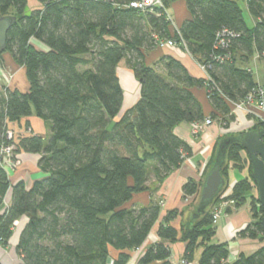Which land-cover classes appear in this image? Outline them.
<instances>
[{
  "label": "trees",
  "instance_id": "16d2710c",
  "mask_svg": "<svg viewBox=\"0 0 264 264\" xmlns=\"http://www.w3.org/2000/svg\"><path fill=\"white\" fill-rule=\"evenodd\" d=\"M136 1L38 0L42 9L28 13V0H0V17L17 18L5 52L25 68L29 82L26 93L0 88V207L12 193L0 215V247L10 245L17 223L25 219L16 247L21 264H172L171 245L178 242L186 244V264L199 250V264H264V246L229 262L228 244H212L213 213L234 172L245 174L229 198L236 208L250 198L253 216L240 236L264 242V208L258 191L252 195L257 188L242 144L228 147L221 172L226 185L197 214L220 144L239 133L221 136L202 179L183 187L186 197L198 199L195 210L168 212L157 230L159 241L136 259L133 254L158 224L162 207L155 200L147 207L127 206L135 195L151 191V171L162 185L192 156L190 146L175 134L179 125L210 119L229 128L236 120L232 104L264 86L237 65L256 53L264 59V0H247L258 21L253 29L238 1L185 0L192 18L180 30L172 28L168 13L176 0H162L163 8L152 11L131 7ZM169 40L181 47L185 42L209 79H193L172 57L147 66L145 53ZM124 60L141 84V97L120 116L124 91L118 68ZM200 87L206 88L214 109L209 118L190 91ZM32 115L52 124L48 142L38 136L7 139L10 123ZM259 128L264 127L251 130ZM12 145L13 162L21 151L43 155L39 166L47 177L30 189L23 182L11 184L1 149Z\"/></svg>",
  "mask_w": 264,
  "mask_h": 264
},
{
  "label": "crops",
  "instance_id": "0c3cea01",
  "mask_svg": "<svg viewBox=\"0 0 264 264\" xmlns=\"http://www.w3.org/2000/svg\"><path fill=\"white\" fill-rule=\"evenodd\" d=\"M231 1H238L240 3V6L244 10L247 26L250 29H253L257 25L258 21L250 15L247 0ZM241 3H243L244 7ZM40 9H42V5L38 2V0H28V13ZM168 13L173 21L174 25L172 28L174 30H180L183 24L192 18L185 0L172 2L168 7ZM33 44L40 48H44L35 41H33ZM255 55L250 59V61L253 59H261L257 53ZM165 57H172L181 62L193 79H209L207 71L203 70L198 61L193 56L186 53L183 49L157 47L145 53L146 65L154 66ZM237 65L240 68L248 69L253 72V70L247 66L249 64H242L241 62H238ZM10 71L14 75L12 79L8 75ZM118 77L124 91V102L120 114V116H122L140 100L141 84L136 79L134 72L130 69L127 61L125 60L122 61L118 68ZM256 83L264 85V83L258 81H256ZM2 87L8 88L12 91L18 90L22 93H26L29 90V82L27 80L25 68L18 65L12 55L8 52H4L0 56V88ZM190 91L201 103L205 117L209 118L214 112V109L208 98L206 88H191ZM9 130L14 133L15 140L17 141L23 138L26 139L38 136L48 142V140L52 137V124L43 121L35 115L23 118L19 122L10 123ZM175 134L178 138L190 146L192 156L188 158L183 163L181 168L174 172L162 185L157 182V179L154 176V178L152 180L150 179L148 182V187L151 188V191L135 195L132 201L127 204L128 207H132L133 205L147 207L152 200H155L158 201L162 207L158 224L153 228L144 245L137 252H135L140 253V255L147 249V247L159 241L157 230L159 224L163 221L168 212L183 211L188 214L194 210L193 207L196 197H186L183 193V187L189 180L199 182L202 179L209 162L213 146L221 137V130L219 125L214 123L196 137L192 134V125L183 123L175 129ZM42 157L43 155L41 154L28 153L25 151L18 153L16 160L17 165L14 168L9 169L11 184L16 185L23 182L27 189H30L34 182L47 177L39 166ZM244 174L245 173H242V175ZM237 182L238 180H235L233 185L230 184V188L234 187ZM252 195H255L254 191L252 192ZM11 200L12 193L10 191L6 196L4 203L5 206L0 207V215L3 214ZM250 203L251 199L249 198L243 208L236 211H229L228 216L221 217L215 225L216 235L212 244H228L230 251L229 262L236 260L241 254H254L264 246V242L260 238L251 239L249 237L240 236V234L253 222V216L250 211ZM180 223L181 218L176 220L174 225L178 227ZM25 224V219H22L20 223H17L15 232L9 243L10 245L6 249L0 247V264H16V261L20 259L16 247L19 243L20 235ZM171 249L172 263L179 262L183 259L186 244L178 242L171 245ZM200 255L201 250L196 253L195 260L189 264H199ZM133 263L134 260H132L131 264Z\"/></svg>",
  "mask_w": 264,
  "mask_h": 264
},
{
  "label": "water",
  "instance_id": "95a60500",
  "mask_svg": "<svg viewBox=\"0 0 264 264\" xmlns=\"http://www.w3.org/2000/svg\"><path fill=\"white\" fill-rule=\"evenodd\" d=\"M17 18L12 15L0 17V53L7 49L8 33L16 24ZM237 137H228L219 146L214 166L207 174L201 192L200 205L197 214L204 212L222 192L226 181L222 177V168L225 162L228 147L238 142L245 148L252 165V178L257 188L260 205L264 208V128L236 132ZM264 231V215L261 219Z\"/></svg>",
  "mask_w": 264,
  "mask_h": 264
},
{
  "label": "built area",
  "instance_id": "2783aa9c",
  "mask_svg": "<svg viewBox=\"0 0 264 264\" xmlns=\"http://www.w3.org/2000/svg\"><path fill=\"white\" fill-rule=\"evenodd\" d=\"M131 7L141 11H146V10L152 11L154 8H163V2L162 0H139L133 2L131 4ZM159 47L161 48L166 47L169 49H183L186 52H188L187 45L185 42L182 43L183 48L181 47V45H178L173 40L160 42ZM202 69L206 70L205 67H202ZM232 114L236 117V119H239L240 115H244V117L247 118L249 117L250 119L249 122H246L247 128H245V130L242 131L251 130L256 126L264 127V86H261L253 90V92L249 94V96L246 98L244 102L233 103ZM211 123L212 121L210 119H206L203 123L192 124V134L196 137L199 136V134L203 131L205 126L210 125ZM229 133H234V131L230 130ZM13 135L14 133L9 130L7 132V139L11 140L13 138ZM13 152H14L13 145L8 147H2L1 149V154L5 161L4 164L8 172L9 169L14 168L16 166L15 162H13L12 160ZM232 189L233 187L229 188L225 193L221 195L220 204L218 205L219 207L216 208L213 213L214 225L218 223L220 215L223 216L229 211H236L237 208L235 201L229 198L232 195ZM172 264H186V263L182 260Z\"/></svg>",
  "mask_w": 264,
  "mask_h": 264
},
{
  "label": "rangeland",
  "instance_id": "374dc122",
  "mask_svg": "<svg viewBox=\"0 0 264 264\" xmlns=\"http://www.w3.org/2000/svg\"><path fill=\"white\" fill-rule=\"evenodd\" d=\"M176 1H178V0H176ZM242 4V6L244 7V5H243V3H241ZM185 51V50H184ZM186 53H188V52H186ZM256 56V55H255ZM247 64H249V65H247L250 69H252L253 70V74H254V76H255V79H256V81H258V82H261V83H264V59H259V60H256V59H253V60H251L249 63H247ZM8 75L11 77V79L13 78V74H12V72L10 71L9 73H8ZM244 118V119H243ZM235 119H236V117H235ZM249 117L247 118V117H244V115H240L239 116V119H236L234 122H232L231 124H230V126H229V128H225L221 123H219V122H215V121H212V123L210 124V125H207V126H205V128L203 129V131L205 130V129H207L208 127H210V126H212L214 123H217L218 125H219V127H220V130H221V135L220 136H224V135H229V134H231V133H229V131L230 130H233L234 131V133H236V132H240V131H242V130H245V128H247V124H246V122H249ZM249 126V125H248ZM249 128V127H248ZM253 128V127H252ZM251 129V128H250ZM202 131V132H203ZM201 132V133H202ZM200 135V134H199ZM187 160V159H186ZM185 160V161H186ZM15 165H17V163L15 162ZM244 177V175H242V173H239V172H234V173H232V175H231V185H233V183L235 182V180H240V179H242ZM154 178V174H153V172L151 171L150 172V179L152 180ZM254 193H255V195H257V190L255 189L254 190ZM198 204V199H196L195 200V203H194V210H195V205H197ZM246 205V204H245ZM245 205H243V206H241L240 208H237L236 210H238V209H241V208H243ZM219 206H217L216 208H218ZM215 208V209H216ZM193 210V211H194ZM192 211V212H193ZM223 216H228V213H226V214H224ZM223 216H221L220 215V217H219V220L221 219V217H223ZM137 252V251H136ZM8 255V254H7ZM140 255V253H134L133 254V258L134 259H136L137 258V256H139ZM183 260V259H182ZM181 260V261H182ZM19 262H20V264H21V260L19 259V260H17L16 261V264H19Z\"/></svg>",
  "mask_w": 264,
  "mask_h": 264
}]
</instances>
